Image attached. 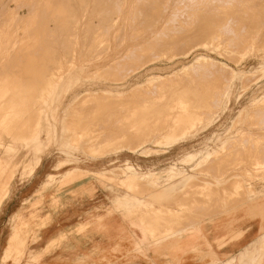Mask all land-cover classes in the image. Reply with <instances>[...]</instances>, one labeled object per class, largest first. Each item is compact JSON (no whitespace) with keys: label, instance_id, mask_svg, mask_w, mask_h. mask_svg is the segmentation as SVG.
<instances>
[{"label":"rangeland","instance_id":"374dc122","mask_svg":"<svg viewBox=\"0 0 264 264\" xmlns=\"http://www.w3.org/2000/svg\"><path fill=\"white\" fill-rule=\"evenodd\" d=\"M229 46L232 53L225 48ZM0 49V140L21 125L29 127L35 118V124L42 119L43 129V138L30 155L19 151L17 173L0 195V264H148L133 253L118 258V251L108 259L105 250L98 253L92 246L94 238L106 235L109 216L117 225L124 224L113 210L135 203L121 202L122 187L111 191L115 176L98 180L95 174L115 165L124 171L120 176L129 175L131 168L123 165L128 159L135 167L155 171L171 165L191 171L205 151L225 142L220 152L208 155L226 153L213 173L227 179L223 189L231 191L241 177L258 187L264 178V0H0ZM197 55L228 65L225 73L215 74L206 66H199L195 75L193 69L176 72ZM150 81L151 88L146 85L148 89L142 90ZM158 82L165 88L155 87ZM44 90L46 96L41 94ZM181 101L186 106L183 112L194 108V116L199 113L197 125L188 128L189 134L174 130L160 144L184 143L159 146L155 139H140L150 133L166 136L169 124L163 119L177 114L171 107ZM132 111H138L140 119L136 115L132 122ZM142 117L147 125L160 124L154 130L131 131ZM8 144L5 141L1 147L2 154H7ZM88 150L104 160H90ZM126 150L134 155H119ZM192 154L194 158L188 159ZM258 161L263 171L254 170ZM77 168L89 171L87 176L65 186ZM140 178H129L133 190ZM137 194L146 197L143 191ZM220 215L232 214L219 212L213 218ZM22 221L29 226L18 230ZM80 223L89 228L78 234ZM75 237L83 239L86 249L77 260L74 254L69 258L61 254L74 250ZM51 238L57 245L48 244ZM11 241L23 251L10 257L6 248Z\"/></svg>","mask_w":264,"mask_h":264},{"label":"crops","instance_id":"0c3cea01","mask_svg":"<svg viewBox=\"0 0 264 264\" xmlns=\"http://www.w3.org/2000/svg\"><path fill=\"white\" fill-rule=\"evenodd\" d=\"M221 144L205 151L191 171L174 165L164 171H155L151 167H135L130 159L123 164L131 168L129 175L120 176L122 170L115 165L109 170L99 169L96 172L98 180L104 178L103 175L108 180L115 176L116 184H111V191L116 190L115 186L123 187L125 192L121 202L135 203L121 204L116 207L117 211L113 210L127 224L129 232L124 224L117 225L109 216L106 235L102 233L101 240L94 238L92 246L99 250L98 253L105 250L108 259L115 258V251H118L121 252L118 258L133 253L135 258H142L148 264H215L218 261L222 264H264V178L258 187L241 177L242 180L236 181L231 191L223 189L227 179L222 177L223 174L219 177L213 173L217 171L216 165L220 160L227 157L221 154L208 159V155L220 152L225 142ZM124 153L134 155L127 150L118 154ZM190 158H194L193 154L188 156ZM135 172L141 178L133 190L128 180ZM209 176L211 178H207ZM142 191L146 197L138 196L137 193ZM219 212L232 215L213 218ZM88 225L80 223L76 227L77 233H84ZM74 241L73 251L65 249L60 253L68 258L74 254L73 258L77 260L82 258L86 249L82 238L75 237Z\"/></svg>","mask_w":264,"mask_h":264},{"label":"bare ground","instance_id":"6f19581e","mask_svg":"<svg viewBox=\"0 0 264 264\" xmlns=\"http://www.w3.org/2000/svg\"><path fill=\"white\" fill-rule=\"evenodd\" d=\"M73 1V0H72ZM101 1V0H100ZM111 1V0H110ZM135 1V0H134ZM138 1V0H137ZM175 0H173V2H174ZM177 1V0H176ZM207 1V0H206ZM225 1V0H224ZM236 1V0H235ZM251 1V0H250ZM103 2V1H102ZM163 2V1H162ZM215 2V1H214ZM53 3V2H52ZM76 3V2H75ZM78 3V2H77ZM83 3V2H82ZM99 3V2H98ZM105 3V2H104ZM103 3V4H104ZM168 3V2H167ZM194 3V2H193ZM207 3V2H206ZM237 3V2H236ZM235 3V4H236ZM86 4V3H85ZM96 4H97V2H96ZM118 4V3H117ZM121 4V3H120ZM142 4V3H141ZM211 4V3H210ZM217 4V3H216ZM114 5V4H113ZM137 5V4H136ZM167 5V4H166ZM197 5V4H196ZM20 6V5H19ZM99 6L101 7V4H99ZM222 6V5H221ZM230 6V5H229ZM242 6H244V4H242ZM3 7V6H2ZM27 7V6H26ZM97 7H98V5H97ZM105 7V6H104ZM217 7V6H216ZM224 7V6H223ZM227 7V6H226ZM231 7V6H230ZM140 8V7H139ZM164 8V7H163ZM205 8V7H204ZM240 7H238V9H239ZM76 9V8H75ZM80 9H82V8H80ZM182 9H183V7H182ZM189 9V8H188ZM231 9H232V7H231ZM243 9V8H242ZM249 9V8H248ZM101 10V9H100ZM99 10V11H100ZM105 10V9H104ZM103 10V11H104ZM107 10H108V8H107ZM106 10V11H107ZM164 10V9H163ZM178 10V9H177ZM223 10V9H222ZM240 10H241V8H240ZM139 11V10H138ZM148 11V10H147ZM181 11V10H180ZM189 11H190V9H189ZM205 11V10H204ZM250 11H252V9L250 10ZM30 12H31V10H30ZM132 12V11H131ZM182 12V11H181ZM188 12V11H187ZM201 12H202V9H201ZM200 12V13H201ZM222 12V11H221ZM225 12H226V10H225ZM243 12H244V10H243ZM242 12V13H243ZM78 13V12H77ZM116 13V12H115ZM180 13V12H179ZM229 13V12H228ZM247 13V12H246ZM256 13V12H255ZM6 14V13H5ZM5 14H3V15H5ZM120 14V13H119ZM145 14H146V10H145ZM216 14V13H215ZM248 14V13H247ZM100 15V14H99ZM135 15V14H134ZM198 15V17H200L199 16V13L197 14ZM196 15V16H197ZM221 15V14H220ZM232 15H234V14H232ZM101 16H102V13H101ZM107 16V15H106ZM106 16H104L105 17V20H106ZM132 16V15H131ZM217 16V15H216ZM6 17V16H5ZM67 17V16H66ZM73 17H74V15H73ZM135 17V16H134ZM146 17V16H145ZM161 17V16H160ZM192 17V16H191ZM198 17H197V19H198ZM20 18V17H19ZM61 18V17H60ZM63 18V17H62ZM65 18V17H64ZM88 18V17H87ZM101 18V17H100ZM109 18V17H108ZM129 18V17H128ZM153 18V17H152ZM216 18V17H215ZM255 18V17H254ZM110 19H111V17H110ZM192 19V18H191ZM196 19V20H197ZM225 19H226V17H225ZM88 20V19H87ZM157 20V19H156ZM207 20V19H206ZM248 20V19H247ZM253 20V19H252ZM137 21V20H136ZM135 21V22H136ZM178 21V20H177ZM65 22V21H64ZM166 22V21H165ZM82 23V22H81ZM132 23V22H131ZM144 23V22H143ZM179 23V22H178ZM219 23V22H218ZM252 23V22H251ZM3 24V23H2ZM10 24V23H9ZM108 24V23H107ZM110 24H111V22H110ZM109 24V25H110ZM177 24V23H176ZM215 24V23H214ZM249 24V23H248ZM258 24V23H257ZM25 25V24H24ZM105 25V24H104ZM211 25V24H210ZM209 25V26H210ZM112 26V25H111ZM138 26V25H137ZM188 26V25H187ZM243 26V25H242ZM46 27V26H45ZM72 27V26H71ZM132 27V26H131ZM171 27H173V26H171ZM170 27V28H171ZM181 27H183L182 25H181ZM245 27V26H244ZM133 29V28H132ZM230 29V28H229ZM248 29V28H247ZM90 30V29H89ZM171 30V29H170ZM221 30V29H220ZM219 30V31H220ZM76 31V30H75ZM239 31V30H238ZM211 32V31H210ZM173 33V32H172ZM212 33H213V31H212ZM36 34V33H35ZM107 34V33H106ZM162 34V33H161ZM179 34V33H178ZM102 35V33L99 35V37L98 38H100V36ZM103 35H105V34H103ZM189 35V34H188ZM210 35V34H209ZM98 36V35H97ZM173 36H174V34H173ZM172 36V37H173ZM185 36V35H184ZM211 36V35H210ZM213 36V35H212ZM235 36H236V34H235ZM4 37V36H3ZM102 37V36H101ZM104 37V36H103ZM142 37V36H141ZM179 37V36H178ZM208 37V36H207ZM217 37V36H216ZM223 37V36H222ZM103 39V38H102ZM208 39V38H207ZM51 40V39H50ZM175 40V39H174ZM100 41V40H99ZM167 41H168V38H167ZM211 40H209L208 41V43L210 42ZM213 41V40H212ZM217 41H219V40H217ZM236 41V40H235ZM4 42V41H3ZM57 42V41H56ZM171 42V41H170ZM174 42V41H173ZM177 42V41H176ZM200 42V41H199ZM216 42V41H215ZM6 43H7V41H6ZM42 43V42H41ZM162 43V42H161ZM164 43V42H163ZM169 43V42H168ZM207 43V44H208ZM219 43V42H218ZM235 43V42H234ZM144 44V43H143ZM220 44H221V42H220ZM220 44H218V47H219V45ZM166 45H167V43H166ZM189 45V44H188ZM214 45V44H213ZM213 45H212V47H213ZM231 45V44H230ZM138 46V45H137ZM168 46H169V44H168ZM167 46V47H168ZM175 46H176V44H175ZM177 46H179V45H177ZM191 46V45H190ZM210 46V45H209ZM232 46V45H231ZM10 47H11V45H10ZM165 47V46H164ZM171 47V49L173 48V46H169V48ZM202 47V46H201ZM217 47V46H216ZM217 47V48H218ZM178 48V47H177ZM225 48H229V50H230V46L229 47H225ZM66 49V48H65ZM151 49V48H150ZM215 49V48H214ZM1 50V49H0ZM132 50V49H131ZM141 50V49H140ZM226 50H228V49H226ZM228 50V51H229ZM246 50V49H245ZM61 51V50H60ZM232 53V51L230 50L228 53ZM54 53V52H53ZM62 53V52H61ZM137 53V52H136ZM139 53V52H138ZM155 53V52H154ZM166 53V52H165ZM140 54H143L142 52L140 53ZM140 54H139V56H140ZM144 54H145V52H144ZM178 55H179V53H178ZM177 55V56H178ZM125 56V55H124ZM151 56V55H150ZM244 56V54H242V56H241V58ZM176 57V56H175ZM52 58V57H51ZM204 58H207V59H204ZM123 59V58H122ZM143 59V58H142ZM45 60V59H44ZM136 60H137V58H136ZM27 62H28V60H27ZM77 62V61H76ZM117 63V62H116ZM33 64V63H32ZM115 64V63H114ZM120 64V63H119ZM238 65V64H237ZM122 66V65H121ZM133 66V65H132ZM199 66H200V68H201V66H206L208 69L209 68H211L212 70H214V72L215 71H217V73H215V74H221V75H223L224 73H225V69H223V68H225V67H227L226 65H224V64H221V63H219V62H217V61H214V60H212V59H210V58H208V57H204L203 55H197L195 58H194V60L191 62V63H189V64H187V65H184L183 67H181L180 69L178 68V70L176 71V72H180V73H184V74H187L189 71H191L192 69H193V71H192V73H194L195 72V70H197V68H199ZM115 67V66H114ZM206 68V69H207ZM229 68V67H228ZM140 69V68H139ZM118 70V69H117ZM230 70V69H229ZM115 71V70H114ZM106 72V71H105ZM110 72V71H109ZM210 72V71H209ZM213 72V73H214ZM196 73V72H195ZM195 73H194V75H195ZM104 74V73H103ZM102 74V75H103ZM107 74V73H106ZM132 74V73H131ZM190 74H191V72H190ZM243 74V73H242ZM244 74H247V73H245L244 72ZM97 75V74H96ZM100 75H101V73H100ZM128 75V74H127ZM192 75V74H191ZM98 76V75H97ZM150 76V75H149ZM148 76V77H149ZM208 76H210V75H208ZM120 77H121V74H120ZM185 78H187V76L185 77ZM121 79V78H120ZM123 79V78H122ZM189 79V78H188ZM192 80V79H191ZM155 82V81H154ZM204 82V81H203ZM150 83H151V81L148 83V84H145L141 89L143 90H145V87H146V85L148 86V85H150ZM153 84V83H152ZM152 84L150 85V87H148L149 89L151 88V86H152ZM155 84V87H156V85L157 86H159L160 85V88L162 89V88H165V87H162V85L158 82L157 84L156 83H154ZM163 84V83H162ZM203 84V83H202ZM197 87H198V85H197ZM147 88V87H146ZM147 88V89H148ZM160 88H158L159 90H161ZM205 88V87H204ZM140 89V90H141ZM146 89V90H147ZM166 89H168V88H166ZM208 89V88H207ZM33 90V89H32ZM36 90V89H35ZM141 90V91H142ZM194 90V89H193ZM22 91V90H21ZM31 91V90H30ZM34 91V90H33ZM38 91V90H37ZM36 91V92H37ZM149 91V90H148ZM152 91V90H151ZM163 91H164V89H163ZM162 90H161V92H163ZM204 91H206V90H204ZM209 91L211 92L212 90H210L209 89ZM208 91V92H209ZM44 94V96H46V92H45V90L42 92L41 91V94ZM143 93H144V91H143ZM146 93V92H145ZM151 93V92H150ZM154 93H156V92H154ZM139 94V93H138ZM209 94V93H208ZM137 95V94H136ZM210 95V94H209ZM211 95H215V92H213ZM42 97V95L39 97L40 99H44L45 97ZM142 96V95H141ZM154 96H155V94H154ZM160 96V95H159ZM33 97V96H32ZM34 98V97H33ZM38 98V100H40ZM5 99V98H4ZM30 99V98H29ZM29 99H27V100H29ZM143 99H144V97H143ZM149 99V98H148ZM152 99V98H151ZM263 99H264V97H263ZM161 100V99H160ZM33 101H34V99H33ZM148 101V104L150 103V101L149 100H147ZM189 101V100H188ZM261 101V100H260ZM15 102V101H14ZM138 102H139V100H138ZM153 102H154V100H153ZM165 102V101H164ZM264 102V101H263ZM137 103V102H136ZM140 103V102H139ZM142 103V102H141ZM146 103V102H145ZM259 103V102H258ZM10 104V103H9ZM37 104V103H36ZM35 104V105H36ZM163 104V103H162ZM170 104V103H169ZM168 104V105H169ZM189 104V103H188ZM13 105V104H12ZM18 105V104H17ZM16 105V107H18ZM146 105H147V103H146ZM29 106V105H28ZM31 106H32V104H31ZM100 107H101V105H99ZM140 106V105H139ZM4 107V106H3ZM10 106L8 105V108H9ZM40 107V106H39ZM135 107H137V106H135ZM143 107V108H142ZM142 107H140V108H142V109H144V107H145V109H144V112L146 111V114L148 113L147 112V107L146 106H143L142 105ZM150 107V106H149ZM154 107V106H153ZM184 107H186L183 103H182V101H181V103H176V106L174 107H171V110L174 108V111H175V109L178 111V113L176 114V111H175V114L173 115V114H168L167 116H165V118L163 119V122H165V123H167V124H169V128H168V131H170L166 136H164V137H158L159 135H153V134H144L142 137H140V139L141 140H143V139H145L144 137H146V138H149V139H155V143L157 144V145H159V146H164V144L167 142V146H172L174 143L173 142H170L169 144H168V141H165V143L164 144H160V142L162 141V140H167L166 138H167V136L169 135V134H172L173 133V131L175 130V132H178V133H181V132H186V133H188L189 134V132L191 131V129H188L189 127L190 128H192V127H195L197 124V122H198V118L199 117H197V115L199 114V113H197V115L196 116H194L196 113L194 112V111H192V109L194 110V108H192L191 110H189V111H187V112H183L184 111ZM6 108V107H5ZM8 108H7V110H8ZM32 108H33V106H32ZM130 108V107H129ZM155 108V107H154ZM187 108H188V106H187ZM195 108H197V109H199L200 108V106H199V108H198V106L197 107H195ZM24 109H25V106H24ZM36 109V108H35ZM34 109V110H35ZM134 109V108H133ZM136 109V108H135ZM201 109H202V106H201ZM38 110V109H37ZM99 110V109H98ZM169 110V109H168ZM183 110V111H182ZM186 110V109H185ZM196 110V109H195ZM4 111V110H3ZM36 111V110H35ZM41 111H42V109H41ZM101 111H102V107H101ZM129 111H130V109H129ZM139 111H141V114H142V110H139ZM150 112H151V110H149ZM173 111V112H174ZM190 111H192L193 112V114H192V112H190ZM197 111V110H196ZM200 111V110H199ZM6 112V111H5ZM131 112V111H130ZM156 112V111H155ZM169 112V111H168ZM198 112V111H197ZM248 112H249V110H248ZM13 113V112H12ZM38 113V112H37ZM43 113V112H42ZM99 113V112H98ZM97 113V114H98ZM132 113H134V117H132V118H130L131 120H132V122H133V120H135V116L137 115V118L136 119H138L139 117H138V114H139V116H140V113L137 111L136 113H135V111L133 112L132 111ZM132 113H130L129 115H130V117H131V115H133ZM153 113V112H152ZM195 113V114H194ZM257 113V112H256ZM259 113V112H258ZM16 114V113H15ZM24 114V113H23ZM34 114V113H33ZM145 114V113H144ZM145 114V115H146ZM162 114V113H161ZM160 114V115H161ZM37 115V114H36ZM162 115H164V114H162ZM247 115V114H246ZM250 115V114H249ZM259 115V114H258ZM261 115H262V112H261ZM41 116V115H40ZM255 116H257L256 114H255ZM36 116H34V118H35ZM42 117V116H41ZM145 117V116H144ZM258 117V116H257ZM34 118H32L31 120H33ZM143 118V117H142ZM36 119V118H35ZM35 119H34V121H35ZM140 119V118H139ZM156 119H157V116H156ZM160 119V118H159ZM162 119V118H161ZM42 120V119H41ZM41 120H39V118H38V121H36V124H35V122L34 121H32L33 122V124H35L34 126H33V124H31L30 123V121H29V127L28 126H26L25 125V127H24V125H23V127L24 128H22V125H21V128L20 129H17V127H16V131L15 132H13L10 136H8L6 139H2V140H0V141H3L4 143H5V141H7V143H9L8 145H7V147H6V155L5 154H2L1 153V147L3 146V144L4 143H0V195H1V193L3 194L4 193V191H5V189L8 187V184H9V181L13 178V176L17 173V162H16V159L18 158V154H19V151L20 150H24L25 152H26V155L28 156V155H30V153H32L33 152V150L36 148V147H38L39 146V144H40V142H41V140H42V138H43V136H42V121ZM149 120H151L150 118H149ZM23 121V120H22ZM136 121V120H135ZM141 121H142V119H141ZM143 121H144V118H143ZM143 121H142V123H140V124H138V123H133L132 124V122L130 123V124H132V129H131V131H142V130H144V129H148V130H150V129H152L153 128V130H154V128L156 129V127L158 126V124H160V122L158 121V122H155V123H153V121H152V123L153 124H145L146 122L144 121V124H143ZM146 121H148V120H146ZM155 121H157V120H155ZM28 122V121H27ZM128 122H129V118H128ZM128 122H125L126 124L128 123ZM137 122H140V120H138ZM23 123V122H22ZM260 123V122H259ZM129 124V123H128ZM263 124V123H262ZM10 125V124H9ZM30 125H31V127H30ZM7 126V125H6ZM125 127V129L124 130H126V126H124ZM129 128V127H128ZM136 128V129H135ZM8 129V128H7ZM177 129V130H176ZM188 129V130H187ZM0 130H1V128H0ZM6 130V129H5ZM129 131V130H128ZM152 131V130H151ZM146 132V131H145ZM154 132V131H153ZM131 133V132H130ZM139 133H141V132H139ZM157 133H159L158 131H157ZM186 133H183V135L184 134H186ZM3 134V133H2ZM45 134H47L46 133V131H45ZM132 134V133H131ZM7 135V134H6ZM45 138H47V137H45ZM32 139L34 140V141H32ZM42 147V146H41ZM227 148H229V147H227ZM226 148V149H227ZM223 149V148H222ZM220 150V149H219ZM225 150V149H224ZM91 151V150H90ZM89 150H88V153L89 154H92V157H89V159L90 160H97V159H99L98 158V156H99V153H94V152H90ZM218 151V150H217ZM225 151H227V150H225ZM100 152V151H99ZM101 153V152H100ZM230 153V152H229ZM234 153H235V151H234ZM96 154H98V155H96ZM217 154V153H216ZM215 154V155H216ZM223 154H226V153H223ZM20 155V154H19ZM81 155L82 156H84V157H86L84 154H82L81 153ZM80 155V156H81ZM208 159H209V157H208ZM217 159V158H216ZM220 159V158H219ZM225 161V160H224ZM79 162V161H78ZM204 162V161H203ZM215 162V161H214ZM219 162V161H218ZM202 163V162H201ZM255 163H256V161H255ZM201 167V166H200ZM256 167L257 168H255L254 170L255 171H257V172H259V171H263L262 169H260L259 167H260V163H259V161L257 162V164H256ZM139 170V169H138ZM173 171V170H172ZM89 171H86V170H80L79 168H77V169H74L71 173H70V179H72L70 182L69 181H67V183H65L64 185L65 186H67V185H71V184H73V183H75V181H80V180H83L84 178H85V176H87V173H88ZM213 172V171H212ZM252 172V171H251ZM256 172V173H257ZM100 174V173H99ZM95 175H97L98 176V174L96 173ZM133 175V174H132ZM131 175V176H132ZM91 176V175H90ZM102 176V175H101ZM104 176V178H106L105 177V175H103ZM137 176H140L138 173H134V175L130 178V179H133V178H135V177H137ZM92 177H93V175H92ZM52 178V177H51ZM97 178V177H96ZM99 178H100V175H99ZM102 178V177H101ZM100 178V179H101ZM66 179V178H65ZM108 179V178H107ZM69 180V179H68ZM242 180V179H241ZM110 183V182H109ZM133 185L134 184H132L131 186H129L131 189H133ZM239 185V184H238ZM248 185V184H247ZM250 185V184H249ZM47 186V185H46ZM45 186V187H46ZM241 186V185H240ZM240 186H239V188H240ZM44 187V186H43ZM45 187L43 188V189H45ZM47 188V187H46ZM123 188V187H122ZM235 188H236V186H235ZM238 188V189H239ZM3 191V192H2ZM212 192V191H211ZM240 192V191H239ZM209 193V192H208ZM234 193V192H233ZM232 193V194H233ZM231 194V195H232ZM207 195V194H206ZM209 195V194H208ZM207 195V196H208ZM226 195V194H225ZM230 195V194H229ZM241 195V194H240ZM215 196V195H214ZM231 199H232V197H231ZM208 201V200H207ZM212 201H213V199H212ZM218 201V200H217ZM226 201V200H225ZM228 202H229V200H228ZM217 203V202H216ZM233 203V202H232ZM245 203V202H244ZM241 204V203H240ZM197 205V204H196ZM213 207H214V205H212ZM216 206V205H215ZM224 206V205H223ZM200 207V206H199ZM188 208V207H187ZM224 208V207H223ZM211 210V209H210ZM209 211V210H208ZM203 214V213H202ZM211 219V218H210ZM44 222V221H43ZM41 223L40 225H42V224H44V223ZM194 222V221H193ZM29 226V222H26V221H22V223H21V225L19 226V228H18V230H24L25 228H27ZM184 228V227H183ZM182 230V229H181ZM173 232V231H172ZM173 234H175V232H173ZM13 239H14V237H13ZM51 243V247H53L52 245H55L57 242H50ZM57 245V244H56ZM24 248H27L26 247V245H25V247ZM7 250H6V256H13V254L14 253H16V252H22L23 251V248H22V246H18V247H14V245L12 244V241H11V243L9 244V246L6 248ZM24 253V252H23ZM24 255V254H23ZM22 257L23 256H21V258H20V260L22 259Z\"/></svg>","mask_w":264,"mask_h":264}]
</instances>
